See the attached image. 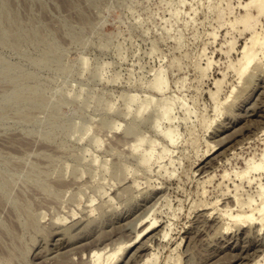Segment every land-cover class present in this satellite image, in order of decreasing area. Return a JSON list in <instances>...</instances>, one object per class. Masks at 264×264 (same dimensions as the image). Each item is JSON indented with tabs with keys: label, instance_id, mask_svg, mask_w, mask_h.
<instances>
[{
	"label": "rangeland",
	"instance_id": "rangeland-1",
	"mask_svg": "<svg viewBox=\"0 0 264 264\" xmlns=\"http://www.w3.org/2000/svg\"><path fill=\"white\" fill-rule=\"evenodd\" d=\"M261 3L0 0V264H95L145 214L158 229L112 264L264 253L229 217L264 187Z\"/></svg>",
	"mask_w": 264,
	"mask_h": 264
},
{
	"label": "bare ground",
	"instance_id": "bare-ground-1",
	"mask_svg": "<svg viewBox=\"0 0 264 264\" xmlns=\"http://www.w3.org/2000/svg\"><path fill=\"white\" fill-rule=\"evenodd\" d=\"M255 1H261V2H263V0H255ZM247 5H249V4H247ZM261 6L263 7L264 6V3H261ZM258 36V35H257ZM257 36H256V38L255 37H253V38H251V46L250 47H248V46H245L244 48H243V50H242V61H243V64L241 65V67H239L240 69V71H239V76L241 77L245 72H246V70L248 69V67H249V65L254 61V59H255V56H256V52H258V51H256V50H254V44L256 43V41L258 40V38H257ZM264 36V35H263ZM257 39V40H256ZM255 40V41H254ZM249 42V43H250ZM258 42V41H257ZM261 42V43H260ZM259 45L260 46H264V42L263 41H260L259 40ZM256 45V44H255ZM252 46H253V48H252ZM163 136H165L167 139H169L171 142L173 141V138H174V131L172 130V129H170V128H168L167 130H165V132H163ZM221 141V140H220ZM222 142V141H221ZM220 143V142H219ZM133 149H134V147H133ZM222 153V152H221ZM216 156V155H215ZM264 156V155H263ZM139 158H140V156H139ZM161 158V157H160ZM263 158V157H262ZM149 159V157H146V160H148ZM217 160V159H216ZM252 160V159H251ZM251 160H249V162L251 161ZM262 160V159H261ZM260 160V161H261ZM263 161V160H262ZM259 162V161H258ZM251 164H252V162H251ZM252 169H254V171L255 170H263L264 169V163H259V164H257V165H254V166H252ZM245 171V170H244ZM245 174V173H244ZM243 174V175H244ZM238 175V174H237ZM240 175V174H239ZM247 175H249V174H247ZM236 176V175H235ZM241 176V175H240ZM246 178V177H245ZM248 178V177H247ZM248 181V180H247ZM249 181H250V179H249ZM261 185V184H260ZM259 185V186H260ZM261 193L259 192L258 193V195H259V197H260V208H258V206H256L257 204H250L249 202L246 204L247 205V208L249 209L250 208V210H249V213L250 214H247V213H245V215H243L242 213V215L243 216H239L237 213H235V214H237V216L235 215V216H233L232 214H230L229 215V211H231L232 210V208H230L229 209V206H226L227 207V209L228 210H226V208H224L225 210L224 211H226V213L225 214H228L229 215V217L230 218H232L233 219V221H236V222H239V224L240 223H242V224H244V223H246L247 225L248 224H250L251 226H252V224L254 225V224H257V226H258V224H260V226H261V228H260V226H259V228H260V230H264V187H262L261 188ZM234 196H235V194H234ZM233 196V197H234ZM229 198V197H228ZM235 198V197H234ZM236 200V199H235ZM250 200H252V199H250ZM242 201V200H241ZM259 201V200H258ZM257 201V202H258ZM246 202V201H245ZM245 202H244V204H245ZM255 202V201H254ZM226 203V202H225ZM237 203L240 205V207L243 205L244 206V204H242L243 202H240V201H238V199H237ZM241 203V204H240ZM227 204V203H226ZM231 204V203H230ZM234 204V203H233ZM242 206V207H243ZM231 207V206H230ZM232 207H234V206H232ZM239 208V207H238ZM237 209V208H236ZM222 211V210H221ZM224 211H222V212H224ZM228 211V212H227ZM243 211V210H242ZM208 212V211H207ZM220 213V212H219ZM247 214V215H246ZM146 216H147V214H145ZM144 215V216H145ZM143 216V217H144ZM146 216H145V218L144 219H142L141 220V218H140V229H139V231H138V233H137V235H136V238L134 237L131 241H127L126 243H123L124 245H126V246H128V247H130V245H132L133 243H136V240L138 241L139 240V238L140 237H142V239L145 237V236H147L148 237V235H150V233H152L153 234V232L155 231V230H157L158 228L155 226V224H156V221H157V219H148V218H150V217H148V218H146ZM154 216V215H153ZM215 216V215H214ZM201 217V216H200ZM212 217V216H211ZM228 217V218H229ZM208 218V217H207ZM137 219H139V218H137ZM139 221L137 220V223H138ZM236 222H234V223H236ZM215 223V222H214ZM231 223V222H230ZM237 224V223H236ZM195 225V224H194ZM249 225V226H250ZM136 226H137V224H136ZM228 226V225H227ZM241 226V225H240ZM244 226H245V224H244ZM166 227V226H165ZM194 227V226H193ZM223 227V226H222ZM226 227V226H225ZM236 227H238V224H237V226ZM138 228V227H137ZM160 228H163V227H161V225H160ZM229 228V227H228ZM227 227H226V230L228 229ZM258 228V227H257ZM135 229V228H134ZM238 229V228H237ZM160 230V229H159ZM158 230V231H159ZM163 230H164V228H163ZM168 230V229H167ZM230 230V229H229ZM228 230V231H229ZM166 231V230H165ZM164 231V233H163V238H165V236H169L168 235V231L167 232H165ZM258 231V230H257ZM157 232V231H156ZM221 232V231H220ZM263 232V231H262ZM162 233V232H161ZM259 233V232H258ZM260 233H261V231H260ZM155 234V233H154ZM223 234V233H222ZM244 234V233H243ZM263 234V233H262ZM151 236V235H150ZM156 236V235H155ZM152 237H154V236H152ZM129 239V238H128ZM153 239V238H152ZM145 241V240H144ZM188 242V241H187ZM100 243H102V242H100ZM104 244V243H103ZM120 244V243H119ZM122 244V243H121ZM143 244V243H142ZM148 244V243H147ZM97 245V244H96ZM95 246V245H94ZM117 246V245H116ZM135 246V245H134ZM148 246V245H147ZM100 247H102V246H100ZM115 247V246H114ZM118 247V246H117ZM128 247H124V246H120L119 245V247L117 248V250H112L111 248V251H109V252H111V253H109L108 255H106V259H104L105 257L103 256V254H106L104 251L103 252H101V251H99L100 250V248H98L99 250L98 251H94L93 250V254H92V251H90L91 252V254H92V257L95 259V261H96V263L95 264H100L101 263V261L104 259L106 262H107V264H112L111 262H112V260L115 258L116 259V256L119 254L118 252L121 250H123V251H125L123 248H127L128 249ZM142 248V247H141ZM257 248V247H256ZM263 248V247H262ZM102 249V248H101ZM135 249H137V248H135ZM139 249V248H138ZM149 249V248H148ZM95 250H96V248H95ZM103 250H105V249H103ZM257 250V249H256ZM120 251V252H121ZM89 252V251H88ZM136 252V251H135ZM134 252V253H135ZM258 252H261V250L260 251H258ZM123 253V252H122ZM133 253V254H134ZM143 253V252H142ZM147 253H149V252H147ZM246 253V252H245ZM250 253H251V251H250ZM262 254H260L259 253V255L258 254H254V257L250 260L251 261V263H249V264H264V253L263 252H261ZM132 254V253H131ZM132 254V255H133ZM90 255V254H89ZM127 255V254H126ZM130 255V254H129ZM128 255V257H130ZM136 255H138V254H136ZM141 255V254H140ZM146 255V254H145ZM144 255V256H145ZM120 256V255H119ZM153 256L155 257V255L153 254ZM244 256V255H243ZM243 256H242V258H243ZM88 257H90V256H88ZM104 257V258H103ZM134 257V256H133ZM136 257V256H135ZM134 257V258H135ZM154 257H151V254H150V256H145V258L143 259V264H154V261L155 260H153V258ZM245 257V256H244ZM250 257V256H249ZM103 258V259H102ZM117 258H118V256H117ZM132 258V257H131ZM139 258V257H138ZM90 259H92V258H90ZM102 259V260H101ZM130 259V258H129ZM128 259V262L130 261ZM136 259V258H135ZM156 259V258H155ZM122 260V259H121ZM126 260V262H127V259H124V261ZM138 260V259H137ZM157 260V259H156ZM241 260V259H240ZM92 261H93V259H92ZM114 261V260H113ZM134 261V260H133ZM132 261V262H133ZM136 261V260H135ZM115 262H117V259H116V261ZM128 262H127V264H128ZM142 262V261H141ZM121 263H124V262H121ZM120 263V264H121ZM131 263V262H130ZM135 263V262H134ZM136 263H139V260L138 261H136ZM155 263H156V261H155ZM103 264V263H102ZM106 264V263H105ZM125 264V263H124ZM139 264H141V263H139ZM179 264V263H178Z\"/></svg>",
	"mask_w": 264,
	"mask_h": 264
}]
</instances>
